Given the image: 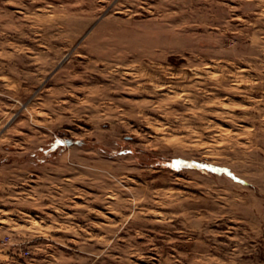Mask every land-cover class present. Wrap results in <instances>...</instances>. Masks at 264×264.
<instances>
[{"label": "rangeland", "instance_id": "rangeland-1", "mask_svg": "<svg viewBox=\"0 0 264 264\" xmlns=\"http://www.w3.org/2000/svg\"><path fill=\"white\" fill-rule=\"evenodd\" d=\"M0 264H264V0H0Z\"/></svg>", "mask_w": 264, "mask_h": 264}]
</instances>
